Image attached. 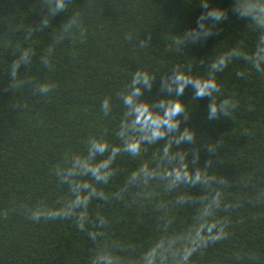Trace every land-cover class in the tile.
<instances>
[{"label":"trees","instance_id":"1","mask_svg":"<svg viewBox=\"0 0 264 264\" xmlns=\"http://www.w3.org/2000/svg\"><path fill=\"white\" fill-rule=\"evenodd\" d=\"M208 2L228 17L188 44L184 33ZM234 4L71 0L39 31L40 0H0V264H264V24ZM71 15L78 26L65 32ZM25 51L30 63L10 78ZM222 56L227 66L213 73ZM177 66L214 77L216 102L236 104L210 120V99H193L187 86L181 130L196 140L171 147L187 153L189 171L223 183L168 188L161 175L178 161L161 159L164 141L141 144L136 156L123 150L120 94L133 72L156 80L140 97L153 102L167 95L160 76ZM45 84L47 94L34 93Z\"/></svg>","mask_w":264,"mask_h":264},{"label":"clouds","instance_id":"2","mask_svg":"<svg viewBox=\"0 0 264 264\" xmlns=\"http://www.w3.org/2000/svg\"><path fill=\"white\" fill-rule=\"evenodd\" d=\"M70 2L71 0H40L41 6L47 7V14L42 15L40 25L35 29L40 31L48 28L49 23H51V17L66 12L67 4ZM201 6L204 11L198 17L196 27L188 29L184 33L188 44L207 39L213 34V29L218 25H222L228 17V13L224 9L210 7L209 2L201 4ZM233 12L245 19L252 16L259 23L264 24V5L253 3L252 0H245L243 3L242 0H235ZM78 21V16L71 15L70 20L61 29L68 32L73 26H78ZM150 39L151 36L148 37V40ZM261 40L264 41V37H261ZM146 43L147 41L142 40L143 46ZM182 43L183 41L177 40L178 45ZM227 59L223 56L214 59L210 64L211 71L213 73L222 71L227 66ZM29 63L30 55L25 51L18 60L13 62L10 78L14 79L19 68ZM155 81L148 72L138 69L133 72L127 91L120 94V99L126 109L124 113L125 122L122 126L124 130L121 132V136L124 138L123 150L136 156L141 151V144H155L158 141H164L161 159H166L169 162L178 161V166L164 171L161 175L162 179L168 181V188H173L181 183L192 186H207L213 182L223 183L224 181H217L215 177L202 176L200 168H193L192 171H189V168L184 163L187 153L177 152L173 154L171 147L173 145L179 147L183 144H193L196 140L195 133L190 128L184 127L181 130V117H183L184 121L189 119V116L185 114V105L180 100L187 86H191L194 90L193 99L198 100L205 97L210 99L207 107V114L210 120H216L221 115L229 117L236 104L227 99L220 103L216 102L214 94L220 92V87L214 77H194L181 71L178 66L171 68L169 75L160 76V91L167 93L166 96L153 102L141 100L140 97L143 95V90L150 91ZM50 90L49 85H38L34 89V93L47 94ZM102 109L104 114L107 115L110 110L107 98L102 102ZM127 131L137 135L126 136ZM208 151L214 153L216 149L210 144ZM115 154L114 152L113 156ZM198 155V152L194 153V161L198 159ZM142 171L146 177L153 175L147 169ZM97 179L106 181L107 175L97 176ZM216 195L218 197L219 193H216ZM219 238L216 237L215 239Z\"/></svg>","mask_w":264,"mask_h":264}]
</instances>
